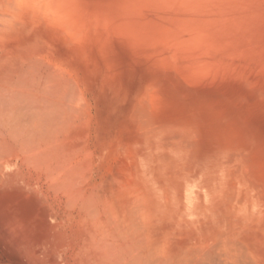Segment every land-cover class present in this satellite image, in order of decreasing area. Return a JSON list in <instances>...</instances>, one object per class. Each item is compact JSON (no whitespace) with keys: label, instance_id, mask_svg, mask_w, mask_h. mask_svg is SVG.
<instances>
[{"label":"bare ground","instance_id":"1","mask_svg":"<svg viewBox=\"0 0 264 264\" xmlns=\"http://www.w3.org/2000/svg\"><path fill=\"white\" fill-rule=\"evenodd\" d=\"M119 42L159 75L132 124L107 133L88 81ZM161 101L220 117L250 147L223 146L197 183L193 139L158 125ZM258 112L264 123V0H0V186L19 183L51 218L29 259L264 264Z\"/></svg>","mask_w":264,"mask_h":264},{"label":"rangeland","instance_id":"2","mask_svg":"<svg viewBox=\"0 0 264 264\" xmlns=\"http://www.w3.org/2000/svg\"><path fill=\"white\" fill-rule=\"evenodd\" d=\"M119 44H121V45H119ZM119 44L118 45L120 47H122V49L119 48V46L117 45L118 48L116 50H114L113 53L108 54L110 56L112 62L114 63L113 69L111 68V71H106V70H103L104 67H102V68H100L101 70H97L96 73L92 72L91 76H89V81H88V84L92 88L91 92H90L91 93L90 97L95 99L96 104L94 105V107L99 112L98 121L101 119L100 122L102 123L103 128H105L104 132L107 131V133H109V132L110 133H116L122 127L123 123L125 122L124 118L128 119L127 120L128 123H131V113L133 112V110L135 108V104H136V97L135 96H137L138 93L141 92V90L145 89V87L147 85L151 84L154 81V79L156 78V76L159 75V74L155 75L156 72L152 69L153 65L150 66L149 63H146V62L142 63V62H139L138 60L135 61L133 59V57L131 56V54L129 53L130 52L129 47H127L125 45L126 43L119 42ZM156 65L159 66L157 63H156ZM124 99L125 100L127 99V101H125ZM163 102L164 101H161L158 104L159 107H161V108H159V110H157L158 120H155L158 123V125H160L162 127L164 132L167 131V128H171L172 126H175V128H177V130L180 129V131L184 132L187 135V137L190 139V141L192 139L193 140L195 139V141H196V142H194L192 140L190 142L191 143L190 144L191 145L190 153L191 154H193V152L195 153V154H193L194 158L192 160L195 163L193 166L194 171L192 170L193 172L191 174H192V178L195 181H197V183L201 182L200 181L201 177H202L201 180H203L205 177H207L206 175H208L209 172L212 171L213 168L209 169V166L212 162V159L215 156V154L218 152L219 149L224 148L223 146L235 144V145H239L237 148H239L240 150H245V149L250 147L251 144L245 143L248 141L244 140L242 138V134L236 129L234 131H231L227 127V124H224L225 121L223 119H221L220 117L214 118L210 114L206 115L205 113H202L200 115V118L198 120H196V117H193L191 114H189V112L186 111L185 109H183L182 106H180L178 104L176 105L174 103H169V102L163 103ZM165 107H167V108H165ZM179 111H181V112H179ZM260 111L261 110H259V112ZM186 112H187V114H186ZM259 112L257 114L258 115L257 118L259 119V121L257 120V122H258L257 124L259 126V129H256V131H257V136H259L257 138V139H259L258 140L259 146H260L259 148L263 147L262 148L263 152H262V150L259 149L260 159L263 160L262 153H264V146H263L264 145V131H262L261 125H263V130H264V123H262L263 121L260 120L263 118V115L261 114L262 115L261 116L259 114ZM184 113H185V115H184ZM259 116H261L262 118ZM194 126H196V127H194ZM212 126H214V127H212ZM178 127H180V128H178ZM217 128H219V129H217ZM240 129H242V128H240ZM220 131H221V133H220ZM104 132H103V134H107ZM196 133H198V134H196ZM211 137H213V138H211ZM224 138H226V139H224ZM222 139H223V141H222ZM225 142H227V143H225ZM220 143H222V144H220ZM241 143H242V145H240ZM195 144H197V145H195ZM212 145H214V146H212ZM203 168L204 169L207 168V170L206 169L204 170ZM259 169H260V167H259ZM205 172L207 174H205ZM203 175H205V176L203 177ZM257 180L259 181L258 178H257ZM245 183H247L249 185L251 184L250 181H246ZM17 184L20 185L19 183H16V185H14V187H13V185H8V184L0 186V207H1V205L3 206L0 208V211H1L0 212V226H1L0 227V229H1L0 230V264H30L32 262L34 264H41V262L34 260V259H29V258L30 257L33 258V256H31V251L34 249L35 243H40L43 241L42 239H43V237H45V234L47 231L46 227L51 224V218L49 217V221L47 222L46 213H45V211L41 210L42 208H40L39 203L36 200H34L33 198H31L29 196V194H27L26 192H25L26 194L23 193V191H21V189H20L21 187L18 186ZM259 189L262 192V188H259ZM14 193H18V194L16 195ZM28 203H30V204H28ZM13 207H14V209H13ZM9 208H11L12 210L9 211ZM16 209H19L20 212L16 211ZM31 209L34 211L32 212ZM3 211L6 213L4 214ZM25 211L27 213H25ZM16 212H18L19 215L21 214L20 218L21 217L23 218L20 221L23 224H25V222H27V225L29 227H31V229H32V230H30V228H29V233H30L29 235H28L27 230H26L27 233L25 231H23L24 233H26L25 235H27V237L28 238L30 237V238L28 239L25 237L26 241L28 240L27 241L28 244L26 243V241H23L24 244H22V243L20 244V245H22V247L19 246L18 242L22 241L21 240V238H22L21 234L24 235L23 233H21L22 230H25V228L28 229V226L24 227V225L21 223L22 226L20 228L23 227L24 229L22 228V230H21L19 228L20 221L18 222V220L20 218L18 217L19 215H15V214H17ZM30 212H32V214ZM9 215H11L12 219L14 216H16V217H14L15 218L14 220H16L19 224H15L16 221H13V223L11 224L12 227L11 226L9 227V225L12 221V219L9 220ZM26 215L28 217L27 219L31 220L30 222L26 221ZM33 215H35L36 217ZM37 217L40 220H38ZM24 220H25V222H24ZM28 222L31 224L29 225ZM13 224H14V226H13ZM16 225H18V226L16 227ZM11 228H13L12 231L10 230ZM16 228H18V230ZM19 229L21 230V232ZM33 230H35L37 232V233H35L36 235L39 232V234L37 235L38 236L37 238L34 236L35 235L34 233L32 235ZM15 231H18V234L21 236L20 239L18 238L19 235ZM1 233H3L2 234L3 237L1 236ZM4 233L6 236L4 235ZM14 233H16L17 236ZM8 234H10V235H8ZM11 234H13V235H11ZM8 236H10L9 237L10 239L8 238ZM15 236H16V238H13ZM34 237L38 241L40 239L41 240L39 242H37ZM4 238L6 239V241ZM12 238L15 239V241ZM25 238H23V240ZM8 239H9V241H8ZM33 239L35 240V242ZM29 241L30 242L32 241L33 245H31L32 242L30 243ZM7 242L9 244L11 243L10 246ZM13 244H14V246H13ZM23 245H24V248L26 247V245H27V247L31 246V248H30L31 251L28 250V248L24 249ZM18 247L22 248L21 250H23L22 251L23 253L20 251V248H18ZM32 247H33V249H32ZM17 248L19 250H17ZM27 250L30 252H27ZM17 251H20V252H17ZM26 252L28 253L27 255H26ZM17 254L22 255V256H20V258L24 257L25 255L28 257L25 256L26 258L24 257V258L20 259L19 256H17ZM19 259H20V261H19Z\"/></svg>","mask_w":264,"mask_h":264}]
</instances>
